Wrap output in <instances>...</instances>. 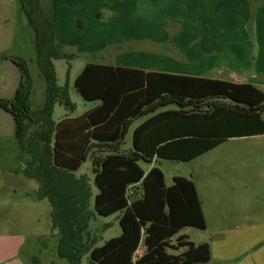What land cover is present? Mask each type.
I'll list each match as a JSON object with an SVG mask.
<instances>
[{
  "label": "trees",
  "instance_id": "obj_1",
  "mask_svg": "<svg viewBox=\"0 0 264 264\" xmlns=\"http://www.w3.org/2000/svg\"><path fill=\"white\" fill-rule=\"evenodd\" d=\"M18 1L34 32L46 103L38 111L31 110V82L17 62L21 81L12 100L0 98V109L11 115L15 138L30 156L20 171L39 182L35 198H47L53 208L60 233L58 255L70 264H78L86 251L90 264H206L209 245L178 235L184 228L206 229L194 183L174 176L166 186L159 168L145 173L137 161L189 162L229 139L264 135V92L248 83L86 63L73 87L84 101L97 105L77 118L53 123L50 105L66 99L55 85L51 59L65 56L54 51V30L41 0ZM171 104L179 109L156 112ZM148 114L132 132L130 151L119 152L131 121ZM33 123L42 126L31 133V143H24ZM96 147L106 150L92 161L97 190L93 212L104 218L120 213L121 232L100 246H90L89 241H81L84 225L78 211L84 193L67 188L65 182ZM132 189H140L138 196ZM140 243L144 252L134 258Z\"/></svg>",
  "mask_w": 264,
  "mask_h": 264
},
{
  "label": "rangeland",
  "instance_id": "obj_2",
  "mask_svg": "<svg viewBox=\"0 0 264 264\" xmlns=\"http://www.w3.org/2000/svg\"><path fill=\"white\" fill-rule=\"evenodd\" d=\"M40 2L51 20V0ZM98 19L102 32L114 23L105 22L104 15ZM71 21L67 17L63 20L64 37L84 43L86 33L81 32L73 19ZM72 45H55L54 51L65 58L51 59L55 85L66 99L50 105L49 118L53 123L77 117L92 106L73 87V80L84 62L92 58H80L76 54L78 44ZM156 47L159 52L166 50L165 45ZM142 48V44L124 42L113 46L105 42L103 51L97 56L109 54L116 58H136V52L131 55L127 52ZM0 50L13 70L18 72L17 62L25 67L31 82L28 103L32 111H38L46 103V82L36 63L33 29L18 0H0ZM74 54L77 57H72ZM178 109L176 104H171L158 108L156 112ZM144 118L141 116L134 121L130 129ZM40 126L42 123L29 125L24 143H31V133ZM124 140V149H128L131 135L126 134ZM102 150L106 148L91 149L79 171L69 174L65 182L67 188L80 189L84 193L78 211L84 225L81 231L84 239L81 241H89L90 246H100L121 232L118 214L104 218L93 212V196L97 190L93 184L96 166L92 161L102 155ZM29 160L30 156L22 151L15 138L12 117L0 109V264H70L58 255L60 233L53 222L51 204L47 198H35L39 182L20 171ZM137 163L145 172L152 167L159 168L166 185L172 183L174 176L185 177L194 183L203 205L206 229L184 228L178 235H185L194 243H208L212 249L209 264H264V135L229 139L189 162L154 159L151 162L138 160ZM131 192L138 196L140 189ZM140 248H143L142 244ZM78 264H90L87 251L79 258Z\"/></svg>",
  "mask_w": 264,
  "mask_h": 264
},
{
  "label": "crops",
  "instance_id": "obj_3",
  "mask_svg": "<svg viewBox=\"0 0 264 264\" xmlns=\"http://www.w3.org/2000/svg\"><path fill=\"white\" fill-rule=\"evenodd\" d=\"M263 4L264 0H51L49 11L55 45L78 44L76 54L80 58L90 56L94 59L84 62L83 66L99 63L144 72L248 83L264 92ZM103 15L107 18L105 22H114L106 32L99 27L98 18ZM66 17L69 21L73 19L81 32L86 33L84 43L64 37L61 26ZM105 42L113 46L124 42L142 44L143 48L127 52L130 55L136 52V58L97 56L103 51ZM163 45L166 50L157 51L156 46ZM2 52L0 50V98L12 100L21 81V71L13 70ZM91 104L85 112L97 105ZM150 116H144L130 129L140 117L133 119L126 134L132 136L133 130ZM124 146L125 140L119 152L130 151L131 145L128 149ZM201 207L204 215L202 202ZM119 217L120 213L117 221ZM140 245L134 258L144 252ZM209 248L210 260L206 264L212 259L210 245Z\"/></svg>",
  "mask_w": 264,
  "mask_h": 264
}]
</instances>
